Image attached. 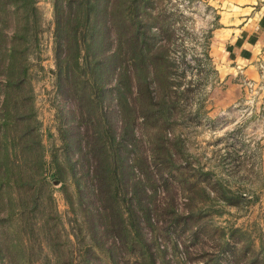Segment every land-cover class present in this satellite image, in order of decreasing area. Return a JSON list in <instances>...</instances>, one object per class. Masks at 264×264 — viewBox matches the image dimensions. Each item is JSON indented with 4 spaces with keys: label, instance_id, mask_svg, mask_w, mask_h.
Segmentation results:
<instances>
[{
    "label": "rangeland",
    "instance_id": "1",
    "mask_svg": "<svg viewBox=\"0 0 264 264\" xmlns=\"http://www.w3.org/2000/svg\"><path fill=\"white\" fill-rule=\"evenodd\" d=\"M107 1L100 0L99 14L92 17L98 35L92 39L89 31L82 48L96 40L93 46H104L105 60L115 51L120 34L141 33L154 50L152 65L132 72L133 94L128 101L137 110L131 113L129 127L138 139L135 152L149 156V170L162 169L169 176L152 187L154 200L164 209L152 216L151 224L143 220L138 237L134 234L148 251L143 257L119 245L106 231L111 219L103 221L102 202L83 176L86 157L77 162L76 141H84L77 127L81 114L72 90L61 82L67 68L60 73L58 62L66 51L57 31L55 0H26L20 20L24 40L11 78L21 77L20 69H27V75L14 91L16 107H10V112L2 107L7 76L0 71V124L15 119L17 111L20 124L16 136L20 140L15 142L14 131L0 126V149L4 150L0 176L9 166L21 168L29 196L19 187L3 190L0 264H84L88 256H94L95 264H264V128L257 122L255 107L225 108L211 102L215 77L208 59L209 20L196 11L198 0H117V16L124 24L115 27L113 34L105 31V23L95 24L103 20ZM62 6L66 13L65 2ZM6 20L11 33L16 22L9 16ZM75 61L68 67L69 74L87 80L88 86L99 82V73L109 79L114 70L106 64L89 69L84 57L80 65ZM145 89L153 99L142 94ZM85 90L91 92L90 87ZM114 94L105 93L104 111L107 124L117 130L123 117ZM159 102L166 109L162 114L154 105ZM144 103L155 111L146 122L138 112ZM22 132L28 133V140L21 139ZM130 171L125 172V180L139 174ZM24 196L27 201L39 200L36 207L29 202L32 230H22L24 220L18 223L21 228L7 222L12 207L19 221L27 215ZM183 221L186 228L179 229ZM24 252L27 258L17 257Z\"/></svg>",
    "mask_w": 264,
    "mask_h": 264
},
{
    "label": "trees",
    "instance_id": "2",
    "mask_svg": "<svg viewBox=\"0 0 264 264\" xmlns=\"http://www.w3.org/2000/svg\"><path fill=\"white\" fill-rule=\"evenodd\" d=\"M143 2V0H141ZM65 2L66 13L64 8H62V3ZM110 2V4H109ZM117 0H108L106 5V13L101 15V20L99 23H105V31L109 34H113V29L115 27L123 26V22L119 20L120 17L117 16ZM109 4V7H108ZM55 10H56V20L58 34L64 39L66 54L62 61H59L60 73H65V77L59 78L61 82L72 90L71 97H73L77 102V109L80 111V120L77 127L81 130L79 133L82 134L83 142L77 140L76 145L79 147L80 155L77 160L85 158L87 160L86 167L83 168V176L90 181L88 186L92 188L95 198L102 202V212L101 216L103 221L111 219L108 223L106 231L113 236L115 242L119 245H123L129 248V250H136L142 253L144 257L145 251H148L145 247V242H137L138 231L142 227L143 220L149 221L151 224L152 216L155 214L159 215L160 209H164L154 200V194L156 189H152L154 184L158 181L166 182L169 179L168 175L163 174V170L159 169L152 170V168L147 167V157H141L135 152L136 143L138 139L133 137V132L129 131L130 124L132 122L133 116H131L132 111H137L136 107L132 102H128L130 96H132V85L133 78L131 79L132 72L138 66L147 68L151 66L153 62L154 55H151L154 50L150 48V44L147 40L141 38L142 34L137 33L136 35H130L126 37L120 34L117 41V47L113 51L108 59L103 60L104 46H93L96 44V40L92 43H87L86 48H82V44H85L86 37H88L90 31V38L95 39L96 30L94 29V23L92 17L95 13L97 16L99 14L100 0H55ZM108 8V9H107ZM27 9L26 0H0V71L6 73V82L4 88L7 92L4 97L2 107L6 112H10V107H16L13 104L14 91L16 88H21L26 80L27 69H20L22 72L21 77H16V81L11 78L15 76L17 69V58L20 53V47L22 44L24 24H21L22 11ZM67 10L69 11L67 13ZM82 15V16H81ZM5 16V18H4ZM7 16L16 23L12 27V32H9V24L6 21ZM95 16V20L97 18ZM82 21H80V19ZM75 21L74 25H70L71 22ZM145 39V38H144ZM112 43L114 41L112 40ZM74 49V50H73ZM98 49L100 53H95L93 51ZM76 50V55H75ZM84 51L85 55L81 56V52ZM84 57L86 61V66L89 69H95L98 65L104 64L113 67L112 74L110 78L109 75H101L99 82L88 86L87 80L80 79L76 74H69L68 67L71 66L72 60H76L75 63L80 65L81 59ZM106 57V56H104ZM105 65V66H106ZM116 67V68H115ZM60 77V76H59ZM116 77V79H115ZM122 77L125 79H122ZM112 78V79H111ZM114 80H116L114 82ZM60 82V81H59ZM112 83L114 85L112 86ZM112 87L108 88V85ZM18 86V87H17ZM90 87L91 92L87 93L86 88ZM115 91V94L119 99L120 114L123 117L121 125H119L117 130H114L112 126H109L106 121V114L104 111V96L106 92ZM114 94V95H115ZM149 99H153V94L151 91L146 92V89L142 92ZM12 102V103H11ZM160 107V113H164L166 109H162L163 103L154 104ZM141 112L143 121H148L154 116L155 111L146 108V104L138 108V112ZM16 113V111L14 112ZM17 114H15V119L10 122L1 123L0 126H6L7 130L14 131L13 141H19V136L17 134L20 132L19 121H17ZM87 113V114H86ZM129 115L127 118L124 115ZM28 126H24L27 129ZM65 142H67V135L65 131L61 130ZM7 136V135H6ZM75 136V135H74ZM10 137V136H9ZM22 140H28V133L22 132ZM9 149L8 145L5 149L7 152ZM4 150L0 149V155ZM8 154L11 157V155ZM158 161H160L158 159ZM75 168V165L72 166ZM162 167V164L159 166ZM3 169L0 166V173ZM131 170L130 173L136 174V177L126 179L125 172ZM162 170V171H161ZM131 182V183H130ZM27 182L25 181V175L21 168L15 169L13 166H9L4 176H0V200H3L6 194L4 191H9L13 187L22 188L27 194L28 191L25 188ZM12 192V190H11ZM29 194H27V197ZM37 196V194L35 195ZM34 196V197H35ZM122 196H124L122 198ZM23 197L22 205L24 206V213L27 214L20 221L15 218L14 212L15 208L12 207L8 217L7 222H9L10 227L19 226L18 223H22V220L26 221L25 226L22 230L33 229L31 225L30 217L28 216V209H30V203L34 202L35 207L37 206L39 200L37 197L30 199ZM10 202L14 203L13 200ZM34 207V208H35ZM30 220V221H29ZM30 222V224H29ZM15 226V227H16ZM29 226V227H28ZM179 229H185L186 224L183 221L178 224ZM137 229V230H136ZM134 231V233H133ZM139 233V232H138ZM134 234L136 236H134ZM21 246V245H20ZM25 250V248H22ZM92 252V250L89 249ZM111 252V251H110ZM58 254V253H57ZM236 255V253H233ZM64 252L58 256H63ZM111 255V254H110ZM17 257L27 258L28 254L26 252L20 253ZM69 264H74V261ZM84 264H95L94 256H88L85 258ZM217 264V263H215Z\"/></svg>",
    "mask_w": 264,
    "mask_h": 264
},
{
    "label": "crops",
    "instance_id": "3",
    "mask_svg": "<svg viewBox=\"0 0 264 264\" xmlns=\"http://www.w3.org/2000/svg\"><path fill=\"white\" fill-rule=\"evenodd\" d=\"M209 20L208 59L221 107H255L264 128V0H198ZM262 127V126H261ZM263 137H264V129ZM261 152L264 159V142Z\"/></svg>",
    "mask_w": 264,
    "mask_h": 264
}]
</instances>
